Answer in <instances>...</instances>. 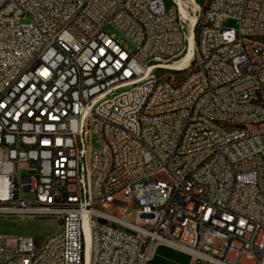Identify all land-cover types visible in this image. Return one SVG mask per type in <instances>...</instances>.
Masks as SVG:
<instances>
[{"label":"built area","instance_id":"obj_1","mask_svg":"<svg viewBox=\"0 0 264 264\" xmlns=\"http://www.w3.org/2000/svg\"><path fill=\"white\" fill-rule=\"evenodd\" d=\"M170 2L0 0V217L59 224L0 264L263 263L264 0Z\"/></svg>","mask_w":264,"mask_h":264},{"label":"rangeland","instance_id":"obj_2","mask_svg":"<svg viewBox=\"0 0 264 264\" xmlns=\"http://www.w3.org/2000/svg\"><path fill=\"white\" fill-rule=\"evenodd\" d=\"M196 2V0H194ZM208 0H202V5H199L200 8V15H202V7L206 4ZM186 8V11L189 15L195 16L197 15V8H194L192 4L189 3L188 0H183ZM197 3V2H196ZM165 6L171 7L172 3L170 0H164ZM194 8V9H193ZM194 14V15H193ZM181 15V14H180ZM183 20L185 21L187 27H189V21H186L183 15H181ZM201 18H199L195 30H197V40H198V34H199V21ZM224 28H236L237 23L235 20L227 19L223 22ZM105 32L109 35L114 34L115 36H119L118 32L112 27V26H106ZM187 73V71L184 72H172L171 76L173 77L172 80L174 83H178L182 80L184 75ZM264 128V125L261 126ZM251 131L256 130V127H251ZM91 147L93 149H97L98 145L96 143V138L93 137L91 141ZM117 199L123 200V196L121 193L116 195ZM105 212L112 214L114 216H121L120 212L118 211L117 207H112L111 209L104 210ZM134 213H131L130 215L126 216L127 221H133L134 220ZM58 220L54 218H15V217H0V237H29L32 238L33 244L36 248L40 247L44 240L51 235H53L58 228ZM219 245V243H216Z\"/></svg>","mask_w":264,"mask_h":264},{"label":"crops","instance_id":"obj_3","mask_svg":"<svg viewBox=\"0 0 264 264\" xmlns=\"http://www.w3.org/2000/svg\"><path fill=\"white\" fill-rule=\"evenodd\" d=\"M145 264H205L195 260L189 253L169 247L158 245L153 256ZM264 264V260L263 263Z\"/></svg>","mask_w":264,"mask_h":264},{"label":"bare ground","instance_id":"obj_4","mask_svg":"<svg viewBox=\"0 0 264 264\" xmlns=\"http://www.w3.org/2000/svg\"><path fill=\"white\" fill-rule=\"evenodd\" d=\"M190 4L194 6V8H197V3L194 0H188ZM174 2L177 5L179 14L183 15L186 21H189V28L194 24L195 18L191 15H189L186 11V6L183 2V0H174ZM193 8V9H194ZM194 56V42L192 41L191 34L189 36V46L187 51L183 54L182 60L178 62V64H174L173 66H180L181 64L184 65L188 60H190ZM172 69V68H171ZM181 69V68H178ZM88 258H89V240L88 237L86 238V255H85V264H88Z\"/></svg>","mask_w":264,"mask_h":264},{"label":"trees","instance_id":"obj_5","mask_svg":"<svg viewBox=\"0 0 264 264\" xmlns=\"http://www.w3.org/2000/svg\"><path fill=\"white\" fill-rule=\"evenodd\" d=\"M197 4L198 5H202V0H196ZM205 10V5L202 7V13L204 12ZM198 43V40H197V30H195V44Z\"/></svg>","mask_w":264,"mask_h":264}]
</instances>
